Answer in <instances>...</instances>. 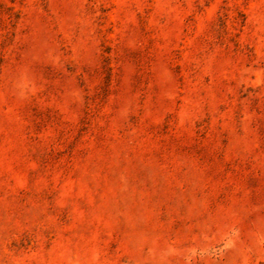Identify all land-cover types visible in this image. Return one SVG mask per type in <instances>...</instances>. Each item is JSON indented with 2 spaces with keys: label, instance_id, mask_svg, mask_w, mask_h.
Listing matches in <instances>:
<instances>
[{
  "label": "rangeland",
  "instance_id": "1",
  "mask_svg": "<svg viewBox=\"0 0 264 264\" xmlns=\"http://www.w3.org/2000/svg\"><path fill=\"white\" fill-rule=\"evenodd\" d=\"M0 264H264V0H0Z\"/></svg>",
  "mask_w": 264,
  "mask_h": 264
}]
</instances>
